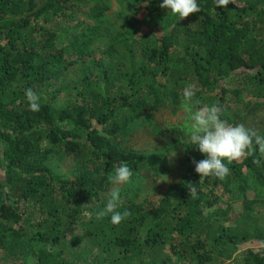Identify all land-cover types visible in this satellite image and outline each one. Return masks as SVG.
I'll return each mask as SVG.
<instances>
[{
    "label": "trees",
    "instance_id": "1",
    "mask_svg": "<svg viewBox=\"0 0 264 264\" xmlns=\"http://www.w3.org/2000/svg\"><path fill=\"white\" fill-rule=\"evenodd\" d=\"M110 1L0 0V257L264 264V232L255 221L231 219L223 199L244 192L248 179L264 183L259 153L225 160L223 179H201L192 161L206 157L189 141L180 178L149 195L121 185L117 210L131 214L119 225L111 213L96 216L115 166L127 162L132 181L157 160L127 148L133 124L178 102L186 86L194 101L218 105L222 119L244 97L264 101V0L225 7L197 0L201 11L183 20L161 8L163 0H116L132 7L121 29L104 23ZM28 88L40 96L38 112L29 109ZM64 159L69 175L54 170Z\"/></svg>",
    "mask_w": 264,
    "mask_h": 264
},
{
    "label": "rangeland",
    "instance_id": "2",
    "mask_svg": "<svg viewBox=\"0 0 264 264\" xmlns=\"http://www.w3.org/2000/svg\"><path fill=\"white\" fill-rule=\"evenodd\" d=\"M110 5L109 10L105 12L104 23L121 29L126 16L131 14L132 7L125 1L116 0H111ZM136 16L143 17L139 13ZM142 28L145 29L143 26ZM178 99V102L167 100L162 107L136 121L130 135L125 139L127 148L157 156L153 166L144 165L139 174L131 181L130 186L138 187L140 195L155 193L162 189L165 182L177 180L184 173L180 159L182 149L190 141V134L193 130L190 114L206 105L200 103L198 105L193 99L189 108L185 107L182 94ZM231 110L228 117L224 118L230 124H243L264 134V101L256 102L250 97H244ZM53 165L55 171L69 175L70 159L54 160ZM263 184L248 179L244 192L235 190L233 192L235 196L229 198V195L223 198L232 203L231 212L228 214L231 219H235V222L241 221V223L247 220L255 221L262 232H264ZM248 203L250 207L247 209ZM252 243L251 247H259L258 241L254 240ZM32 262L25 257L20 260L15 257L12 259L0 257V264H33Z\"/></svg>",
    "mask_w": 264,
    "mask_h": 264
},
{
    "label": "clouds",
    "instance_id": "3",
    "mask_svg": "<svg viewBox=\"0 0 264 264\" xmlns=\"http://www.w3.org/2000/svg\"><path fill=\"white\" fill-rule=\"evenodd\" d=\"M231 0H215L217 7L229 5ZM161 8L169 9L173 14H178L180 20L189 17L190 14L201 11L197 0H163ZM185 107H189L195 96V89L188 85L183 90ZM25 97L28 101L29 109L33 112L40 110V96L32 88L25 90ZM198 104L199 101H196ZM193 130L190 134V142L196 145V148L205 155V159L193 160L195 171L202 178L216 176L223 179L230 174L228 164L237 161L244 156L255 157L257 153L264 157V134L248 128L243 124L232 125L227 120L222 119V109L213 104L211 106L200 107L191 112ZM174 156V155H173ZM257 166L261 161L258 158L253 159ZM133 170L127 162H120L114 168V173L109 175V181L113 185L106 207L96 213L97 218H103L111 213V223L119 225L131 213L128 210L118 211L121 203L120 186L131 182ZM192 195H195L196 189H191Z\"/></svg>",
    "mask_w": 264,
    "mask_h": 264
}]
</instances>
